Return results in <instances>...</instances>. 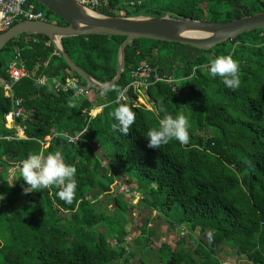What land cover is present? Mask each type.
Here are the masks:
<instances>
[{"label": "trees", "instance_id": "trees-1", "mask_svg": "<svg viewBox=\"0 0 264 264\" xmlns=\"http://www.w3.org/2000/svg\"><path fill=\"white\" fill-rule=\"evenodd\" d=\"M34 3L57 25H66ZM103 5L106 16L206 22L264 11V0H107ZM61 41L80 70L102 85L113 80L123 37L87 35ZM3 52L0 81L7 79V65L17 53L30 77L13 88L24 113L15 126L23 129L24 139H16L15 130L7 128L11 103L0 87V264H225L237 258L264 264V29L207 51L132 40L125 49L120 81L105 92L89 87L71 71L46 36L22 34ZM217 56H231L239 63L240 86L235 91L210 77L208 65ZM143 66L172 82H156L144 92L128 87L130 73ZM42 77L49 84L73 82L88 88L92 100L76 98L71 90L54 92L40 86L36 81ZM174 79L181 82L179 90L174 89ZM123 91L128 101L117 102ZM121 104L135 115L126 135L114 130L110 115ZM95 106L103 108L90 116ZM165 115L188 119L187 145L173 140L158 150L147 147L144 136L158 128ZM83 130L79 145L63 137ZM99 151L113 170L103 169ZM56 152L76 169L71 204L56 195L62 185L25 194L20 174L9 181L11 169L29 154ZM119 176L178 237L174 247L162 243L157 248L154 263V233L146 225L131 250L125 241L129 222L121 216L131 209L125 196L112 195V215L96 208V199L109 198ZM183 228L186 236L179 237Z\"/></svg>", "mask_w": 264, "mask_h": 264}, {"label": "water", "instance_id": "water-1", "mask_svg": "<svg viewBox=\"0 0 264 264\" xmlns=\"http://www.w3.org/2000/svg\"><path fill=\"white\" fill-rule=\"evenodd\" d=\"M63 20L55 22H20L0 34V52L12 39L22 34H37L49 38L71 71L80 76L89 87L105 92L120 81L125 63V49L132 40H153L177 43L198 50L215 46L238 36L264 29V11L228 22H206L192 19L164 17H113L100 14L74 0H33ZM87 35L123 37L118 50L117 72L113 80L102 85L75 66L64 50L62 39Z\"/></svg>", "mask_w": 264, "mask_h": 264}, {"label": "clouds", "instance_id": "clouds-1", "mask_svg": "<svg viewBox=\"0 0 264 264\" xmlns=\"http://www.w3.org/2000/svg\"><path fill=\"white\" fill-rule=\"evenodd\" d=\"M211 78H219L225 88L235 91L240 86L239 63L231 56H217L208 65ZM72 102L69 107H73ZM163 111V108L160 109ZM114 121L113 128L122 135H126L135 121V115L129 107L121 104L110 114ZM190 124L184 115L176 117L165 115L159 120V127L149 130L144 136L147 147L158 150L170 141H177L181 145L189 143ZM19 173L27 187L22 185L25 194L41 192L52 186L60 188L56 193L58 198L71 204L76 192V169L66 163L59 152L42 156L39 153L29 154L19 166Z\"/></svg>", "mask_w": 264, "mask_h": 264}, {"label": "built area", "instance_id": "built-area-1", "mask_svg": "<svg viewBox=\"0 0 264 264\" xmlns=\"http://www.w3.org/2000/svg\"><path fill=\"white\" fill-rule=\"evenodd\" d=\"M77 3L96 11V9L101 8L104 2L107 0H74ZM45 13L42 10L37 9L36 4L33 0H0V34L8 31L15 24L20 22H42L46 21ZM6 80L0 81V87L3 92L4 98L8 99L11 103V109L8 113V118L10 123L8 125L9 129L15 130L14 137L16 139H24V133L22 128H17L15 126V121L23 117V108L21 100L15 98L13 88L17 82L23 78H29V74L26 71L25 63L20 59V55L17 53L15 58L7 65L6 68ZM131 81L128 84V87L138 88L144 92L150 85L156 82L171 83L170 79L159 78L153 70L147 68L146 66L140 67L135 71L130 73ZM37 84L40 86H49L54 92L62 91L68 92L71 90L74 97L84 98L91 101L92 96L88 88L78 86L77 84L70 82L66 85H60V83L55 82L54 84H49L45 77L38 79ZM117 102H127L128 97L126 91H123L118 94ZM103 106H95L90 114L92 116L98 110H101ZM7 127V128H8ZM85 130L75 134L67 135L63 134V137L66 138L68 143L73 146L79 145L82 142V134ZM13 137H5V140H8ZM22 163V162H21ZM16 166L14 169L18 168Z\"/></svg>", "mask_w": 264, "mask_h": 264}, {"label": "rangeland", "instance_id": "rangeland-1", "mask_svg": "<svg viewBox=\"0 0 264 264\" xmlns=\"http://www.w3.org/2000/svg\"><path fill=\"white\" fill-rule=\"evenodd\" d=\"M106 6L102 5V8L96 9L97 12L101 13V14H105L106 11ZM141 13V12H140ZM138 13V14H140ZM46 16V15H45ZM46 19H48V22H56V19H54L53 17H45ZM1 57L4 56V52L0 54ZM173 84H175L174 89L179 90L181 88V82H178L177 80H173ZM8 127V126H7ZM10 127V126H9ZM8 127V128H9ZM99 156L101 157L102 160V164H103V169L106 168V170L110 171L113 170V164L110 163L108 160L106 161L103 157H102V152L99 151ZM111 159V157H110ZM11 174L8 177L10 182H13V180H15L20 174L19 173V169L16 168H12L11 169ZM17 176V177H16ZM117 181L114 183V185L111 187L112 188V194L111 196H109V198H106L104 196H100L99 198L96 199L98 206L100 207H96L97 205H95V207L97 208V210H102L107 212L109 215L114 214V210H115V206H114V201H113V196L112 195H121V196H125L124 200L127 201L128 205L131 206V209L128 212H124L122 213L121 218L125 221L128 220V224L125 227L126 228V236H125V241L129 244V250H131L132 248V244H133V240L136 236L140 235V228L143 225H146V230L150 229L153 231L154 235L152 236V240H151V245L153 247V257L151 259V263H154L157 259L156 257V251L157 248L162 244V243H167L169 244L171 247H174L175 242L177 241V235L173 234L172 231H168L167 230V225L165 223V221L160 218V214H157L156 212H154L153 210L147 209L145 207L144 203H141V198L140 196L135 193L132 192L130 185L126 184V179L119 176L117 179ZM135 186V184H134ZM134 188V187H133ZM124 194V195H122ZM90 200L92 199L95 200V197L91 196L89 197ZM123 200L121 199L120 202H122ZM124 202V201H123ZM107 213H105L107 216H109ZM110 220V219H109ZM113 221H116V219L114 218ZM186 230L183 228V230L180 232L179 237L181 236H186ZM197 231L194 232V236H197ZM189 241V240H188ZM246 264L242 258H237L235 260H233L232 262L228 261L225 262V264Z\"/></svg>", "mask_w": 264, "mask_h": 264}]
</instances>
